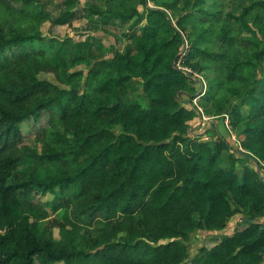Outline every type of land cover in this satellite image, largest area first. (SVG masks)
<instances>
[{
	"label": "trees",
	"instance_id": "1",
	"mask_svg": "<svg viewBox=\"0 0 264 264\" xmlns=\"http://www.w3.org/2000/svg\"><path fill=\"white\" fill-rule=\"evenodd\" d=\"M166 1L86 0L87 16L135 34L134 53L100 60L90 41L41 33L48 0H0L29 23L0 25V264H264V0ZM206 70L231 127L214 124V140L189 133ZM33 128L50 129L41 152L24 144ZM59 212L57 241L37 222ZM197 232L217 241L193 256Z\"/></svg>",
	"mask_w": 264,
	"mask_h": 264
},
{
	"label": "rangeland",
	"instance_id": "2",
	"mask_svg": "<svg viewBox=\"0 0 264 264\" xmlns=\"http://www.w3.org/2000/svg\"><path fill=\"white\" fill-rule=\"evenodd\" d=\"M49 3L45 6V13L47 15L51 14L52 20H48L41 24L39 30L44 36L55 37L61 40H65L66 38H72L73 43H77L80 41H90L92 43L90 54L94 59H107L109 58L114 50H118L122 53L125 52H135V42L134 38H132L134 32L129 30V24H115V25H103L102 18L90 17L87 16L83 10L85 7L86 0H79L76 4L70 3L72 0H48ZM187 2L189 5L193 3V0H182L180 6ZM167 3L166 0H160L158 3H154L152 0H149V6L154 7V4L165 6ZM180 7V8H181ZM140 11H143L142 7H139ZM71 11L76 12L75 16L66 18L61 24H56L54 21L58 19L64 13ZM172 15L173 19H175V15L172 11L168 12ZM0 25L5 27L8 31H12L14 29H24L28 28L29 23L24 21L16 14H12L6 12L4 8L0 6ZM237 33H240L238 28L235 29ZM137 34V31H135ZM246 36L245 33L242 34ZM188 42H186V47ZM206 45V44H205ZM210 48H213V44H209ZM239 53L241 50L238 47H235ZM208 65V64H207ZM214 64H210L211 66ZM182 67V65H181ZM79 70L87 73L88 70L85 67L78 68ZM217 73H208L207 70L202 74L196 75L195 88L197 89V96L195 100H193L194 105L199 108V116H197L192 122H190L189 133L191 136H202L205 140H214L217 138L216 130L213 128L214 124H221L223 119L226 121V126L228 129H231L229 126L228 116L225 115V108L228 106H219L222 107L223 110H218L217 105H212L207 103V95L205 93L209 91L212 87L216 85ZM39 78L41 80L50 81L63 89H67V86L61 83L56 74L52 70H43L39 74ZM132 85L129 90V97L132 99H137L143 104L146 103V99L144 95L140 92L139 88L134 87ZM250 90L249 86H245L239 90V96L230 101V103L239 101L247 92ZM259 95H264V89L259 86ZM201 99V100H200ZM206 105V107H205ZM225 117V118H224ZM41 129V128H40ZM36 130L32 129L28 132L24 138V144L28 145L30 148L34 150H38L41 152L45 143L49 141L50 137V129L45 128L44 130ZM234 142L237 141L235 134L233 133ZM237 143V142H236ZM242 143V142H241ZM239 144V149H242L243 143ZM238 147V144L237 146ZM252 164V163H251ZM252 166V165H251ZM244 165L238 166L239 171H244ZM52 195H38L36 200L40 202L41 205H44L46 202L51 201ZM195 223L198 221V218L195 217ZM37 225L42 231H46L48 237L52 240L59 241L61 239L60 229L64 226L62 220V212L59 213H51L48 218L43 220L42 222H37ZM99 227L98 224L95 225L93 229L89 231L90 239L94 240L95 238V229ZM244 226H242L243 228ZM217 240L214 238H207V234L203 232H197L191 236V241L188 243L190 252L193 256H196L199 253V250L202 246L212 247L216 243ZM61 264V263H60Z\"/></svg>",
	"mask_w": 264,
	"mask_h": 264
},
{
	"label": "built area",
	"instance_id": "3",
	"mask_svg": "<svg viewBox=\"0 0 264 264\" xmlns=\"http://www.w3.org/2000/svg\"><path fill=\"white\" fill-rule=\"evenodd\" d=\"M179 66H180V68H182V69H183V67H181V65H180V64H179ZM189 72H190V71H189ZM3 232H4V230L0 228V233H3Z\"/></svg>",
	"mask_w": 264,
	"mask_h": 264
}]
</instances>
